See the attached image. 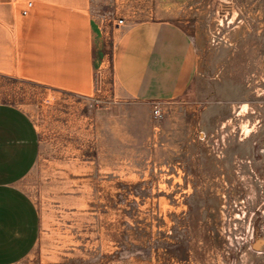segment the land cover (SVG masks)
<instances>
[{
  "label": "rangeland",
  "instance_id": "rangeland-1",
  "mask_svg": "<svg viewBox=\"0 0 264 264\" xmlns=\"http://www.w3.org/2000/svg\"><path fill=\"white\" fill-rule=\"evenodd\" d=\"M92 12L105 62L83 92L41 83L23 41L0 39V102L40 134L21 185L41 234L20 264H264V0H92ZM120 19L171 20L191 38L194 79L161 116L114 77Z\"/></svg>",
  "mask_w": 264,
  "mask_h": 264
},
{
  "label": "crops",
  "instance_id": "crops-1",
  "mask_svg": "<svg viewBox=\"0 0 264 264\" xmlns=\"http://www.w3.org/2000/svg\"><path fill=\"white\" fill-rule=\"evenodd\" d=\"M28 1L33 6L23 15ZM119 26L112 69L121 89L155 105L181 97L196 73L195 49L183 27L165 19ZM0 39L23 41L34 77L61 91L90 89L105 62L92 0H0ZM39 154L32 117L0 102V264H20L39 240L40 212L21 185Z\"/></svg>",
  "mask_w": 264,
  "mask_h": 264
},
{
  "label": "built area",
  "instance_id": "built-area-1",
  "mask_svg": "<svg viewBox=\"0 0 264 264\" xmlns=\"http://www.w3.org/2000/svg\"><path fill=\"white\" fill-rule=\"evenodd\" d=\"M33 6V2L32 1H28L26 3V6L25 8L23 9L22 13L23 15H27L28 11L30 10V8ZM124 23V20L123 19H120L119 20V24H123ZM154 114L155 116H161L162 112H161V109L158 107V105H155V108H154Z\"/></svg>",
  "mask_w": 264,
  "mask_h": 264
},
{
  "label": "bare ground",
  "instance_id": "bare-ground-1",
  "mask_svg": "<svg viewBox=\"0 0 264 264\" xmlns=\"http://www.w3.org/2000/svg\"><path fill=\"white\" fill-rule=\"evenodd\" d=\"M246 110V109H245ZM242 114V113H241ZM251 123V122H250Z\"/></svg>",
  "mask_w": 264,
  "mask_h": 264
}]
</instances>
